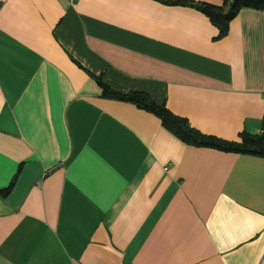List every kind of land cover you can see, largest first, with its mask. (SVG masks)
Listing matches in <instances>:
<instances>
[{"label": "crops", "instance_id": "1", "mask_svg": "<svg viewBox=\"0 0 264 264\" xmlns=\"http://www.w3.org/2000/svg\"><path fill=\"white\" fill-rule=\"evenodd\" d=\"M0 0V264H264V156L183 140L264 122V10ZM228 7V6H227Z\"/></svg>", "mask_w": 264, "mask_h": 264}, {"label": "trees", "instance_id": "2", "mask_svg": "<svg viewBox=\"0 0 264 264\" xmlns=\"http://www.w3.org/2000/svg\"><path fill=\"white\" fill-rule=\"evenodd\" d=\"M172 3H185V0H170ZM197 6L207 13L211 20L219 27L218 37L224 36L229 30L230 21L243 6L255 7L264 10V0H223V4L198 2ZM228 6V7H227ZM103 86L105 95L131 100L159 115L165 126L173 130L183 140L201 145L213 146L223 150L253 153L264 156V133L242 134L241 141L222 139L215 135L205 134L193 127L187 118L179 116L169 110L165 104L157 103L149 94L140 90L120 92L111 88L102 79H98ZM13 182L6 187H0V194L7 195Z\"/></svg>", "mask_w": 264, "mask_h": 264}, {"label": "built area", "instance_id": "3", "mask_svg": "<svg viewBox=\"0 0 264 264\" xmlns=\"http://www.w3.org/2000/svg\"><path fill=\"white\" fill-rule=\"evenodd\" d=\"M261 133H264V122H263V126L261 128Z\"/></svg>", "mask_w": 264, "mask_h": 264}]
</instances>
